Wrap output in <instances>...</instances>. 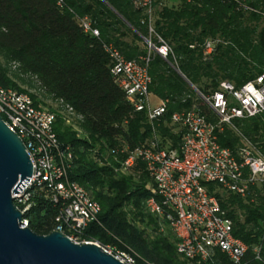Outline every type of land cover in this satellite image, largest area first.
I'll return each instance as SVG.
<instances>
[{
  "label": "trees",
  "instance_id": "obj_1",
  "mask_svg": "<svg viewBox=\"0 0 264 264\" xmlns=\"http://www.w3.org/2000/svg\"><path fill=\"white\" fill-rule=\"evenodd\" d=\"M133 1L0 0V86L27 93L10 77L8 64L14 62L23 74L36 78L46 96L62 101L82 118L76 131L55 112L52 127L61 148L68 147L72 153L69 179L83 187L101 209L99 223L89 224L80 235L82 240L131 249L138 256L137 264H231L218 252L207 262L178 259L171 236L158 233L143 209L144 201L151 197L152 183L142 164L122 168L128 153L153 136L145 113L134 112L113 83L110 60L103 50V45L111 44L127 60L146 56L143 39L148 37L147 26ZM83 17L92 20L98 38L82 33L76 18ZM151 29L171 51L165 60L150 55L147 65L148 92L167 101L154 131L160 147L176 149L180 132L173 133L168 126L172 113L196 105L207 121L215 122L206 107L198 106L189 85L206 97L220 82L239 87L264 74V0L156 4ZM205 41L213 42L207 59L202 55ZM29 96L35 106H41ZM231 126L215 132L220 147L235 155L245 140L264 155L261 116L234 120ZM204 187L231 221L232 236L246 245V264H264L263 187L250 188L245 198L219 194L214 184ZM51 194L46 184L29 190L30 208L23 220L39 236L58 226L56 218L63 204L54 203ZM63 235L69 236L66 229ZM254 248H258L257 259Z\"/></svg>",
  "mask_w": 264,
  "mask_h": 264
},
{
  "label": "built area",
  "instance_id": "obj_2",
  "mask_svg": "<svg viewBox=\"0 0 264 264\" xmlns=\"http://www.w3.org/2000/svg\"><path fill=\"white\" fill-rule=\"evenodd\" d=\"M171 1H133L135 8L142 11V23L147 26L148 37L143 39L145 57L127 60L113 45H103L110 60L113 83L134 112L145 113L153 133L150 141L128 153L122 168L129 170L137 163L142 164L152 183L151 197L144 201L143 209L154 220L158 233L171 236L178 259L207 262L218 252L231 264H246V245L232 236L231 221L204 185L214 184L219 194L230 193L240 198H245L252 187L264 189V155L245 140L233 155L220 147L215 137V132H220L223 126L232 128L234 120L256 116L264 120V74L239 87L220 82L217 90L206 97L194 92L198 106L206 107L215 122L207 121L196 105L187 111L174 112L168 126L173 133L180 132V141L176 149L160 147L154 126L163 116L167 101L158 99L151 104L147 65L150 55L162 60L171 55L168 45L154 36L151 29L154 6ZM76 22L83 34L99 37L90 18H76ZM212 49L213 42L205 41L204 59L210 56ZM59 102L69 115L78 121L82 119L71 107ZM0 117L22 141L32 164L29 184L19 195L13 196L14 205L22 216L30 208L29 190L35 185L46 184L51 190L52 201L63 204L56 218L55 231L63 234L66 229L69 233L66 237L75 244H94L122 264H137L138 256L131 249L103 247L98 242L80 238L89 224L99 223L101 209L83 187L69 179L73 157L68 147L61 148L53 132L54 113L35 106L27 93L0 86ZM26 227L27 222L22 219V228ZM252 252L257 259L258 248Z\"/></svg>",
  "mask_w": 264,
  "mask_h": 264
},
{
  "label": "water",
  "instance_id": "obj_3",
  "mask_svg": "<svg viewBox=\"0 0 264 264\" xmlns=\"http://www.w3.org/2000/svg\"><path fill=\"white\" fill-rule=\"evenodd\" d=\"M31 175L24 144L0 117V264H122L94 244H75L57 231L39 236L22 228L13 196L23 191Z\"/></svg>",
  "mask_w": 264,
  "mask_h": 264
},
{
  "label": "rangeland",
  "instance_id": "obj_4",
  "mask_svg": "<svg viewBox=\"0 0 264 264\" xmlns=\"http://www.w3.org/2000/svg\"><path fill=\"white\" fill-rule=\"evenodd\" d=\"M171 3V2H170ZM168 3V4H170ZM10 77L14 81V83L30 95H33L39 105L43 106L44 108L49 109L53 113L61 114L66 121H68V125H72L75 130H78L77 122L78 120L69 115L68 111L66 110L65 106H63L58 100H54L48 96H46L39 87V84L35 77L29 74H23L20 69L19 65L11 62L8 64ZM151 104L155 103L154 98L150 97ZM78 135L82 137V132H79Z\"/></svg>",
  "mask_w": 264,
  "mask_h": 264
},
{
  "label": "crops",
  "instance_id": "obj_5",
  "mask_svg": "<svg viewBox=\"0 0 264 264\" xmlns=\"http://www.w3.org/2000/svg\"><path fill=\"white\" fill-rule=\"evenodd\" d=\"M150 97L154 98L155 103L157 102L158 99H157L156 97H154V96H152V95H150ZM155 103H154V104H155Z\"/></svg>",
  "mask_w": 264,
  "mask_h": 264
}]
</instances>
